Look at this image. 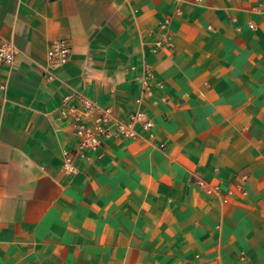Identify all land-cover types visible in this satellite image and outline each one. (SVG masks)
Instances as JSON below:
<instances>
[{"label":"crops","instance_id":"obj_1","mask_svg":"<svg viewBox=\"0 0 264 264\" xmlns=\"http://www.w3.org/2000/svg\"><path fill=\"white\" fill-rule=\"evenodd\" d=\"M0 41V264H264V0H0ZM65 97L153 127L82 152Z\"/></svg>","mask_w":264,"mask_h":264},{"label":"built area","instance_id":"obj_2","mask_svg":"<svg viewBox=\"0 0 264 264\" xmlns=\"http://www.w3.org/2000/svg\"><path fill=\"white\" fill-rule=\"evenodd\" d=\"M262 1V0H260ZM169 20H164L159 25V39L156 41V48H172L173 44L168 35ZM252 27V26H251ZM16 55L15 47L8 42L0 41V63L12 64ZM47 70L45 78L47 81L54 79L53 71L62 67L69 58V49L64 41L51 43L46 49ZM151 77V74H147ZM143 81V93L150 95L149 85ZM141 99L136 100L140 104ZM58 118L69 122L72 127V134L77 139V148L85 153H93L98 150L104 140L113 134L123 139H135L137 137L136 127L150 131L153 127L152 120L144 112L137 110L125 121L113 118L110 109L100 108L91 100L80 97L76 104L70 102V97H65L57 106ZM83 156V155H82ZM86 160L89 157L83 156ZM62 170L66 175H74L77 172L73 164L74 156L67 150L62 151ZM202 186V183L199 182ZM217 187L208 189L211 193Z\"/></svg>","mask_w":264,"mask_h":264}]
</instances>
